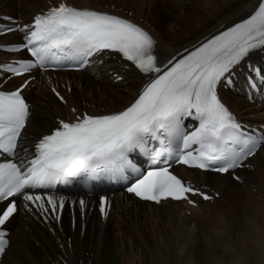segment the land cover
I'll return each mask as SVG.
<instances>
[{"label": "snow or ice", "instance_id": "1", "mask_svg": "<svg viewBox=\"0 0 264 264\" xmlns=\"http://www.w3.org/2000/svg\"><path fill=\"white\" fill-rule=\"evenodd\" d=\"M12 31L23 33L22 42L0 48L9 53L23 49L31 58L0 62L4 75L23 77L65 64L81 69L90 63L103 64L102 57L108 56L118 58L125 71L139 73L143 83L122 108L98 113L71 107V117L58 118L30 146L22 144L32 115L23 94L27 81L14 90L0 85V203L4 204L0 257L10 247L6 226L20 211L18 198L22 197L24 210L35 211L45 220L50 215L60 220L65 198L45 197L35 194V189L81 176H108L126 181L127 192L145 201L159 204L170 198L194 204L190 195L213 197L171 171L173 164L234 173L251 168L246 161L264 147V131L246 132L219 93L221 86L234 84L238 70L245 66L249 88L258 86L257 78L264 82V69L249 60L253 52H264V0H257L246 18L167 62L159 58L160 41L141 24L65 0L36 14L30 24L7 29ZM116 78L124 79L119 73ZM52 91L68 103L56 88ZM186 117L198 121L194 130L185 129ZM135 153L147 158L145 166L133 158ZM79 203L83 209L85 202ZM107 207V199L101 197L100 212L105 216Z\"/></svg>", "mask_w": 264, "mask_h": 264}, {"label": "bare ground", "instance_id": "2", "mask_svg": "<svg viewBox=\"0 0 264 264\" xmlns=\"http://www.w3.org/2000/svg\"><path fill=\"white\" fill-rule=\"evenodd\" d=\"M49 1L59 0H0V16L19 15L25 22H30L36 13L48 8ZM71 1L81 6L105 9H112L116 5L133 11L138 20L145 17L146 26L160 41L157 52L162 62L246 18L257 5V0H169L170 3L161 8L157 2L166 0ZM162 9H170V14L181 13L184 22L176 29H157L147 18L154 13H162ZM19 41L20 34L17 32L0 37V43ZM7 56L0 52V61ZM254 56L255 62L264 65V53L256 52ZM115 73L123 75L124 80L116 82ZM65 74H71L74 83L95 82L88 84L90 89L101 84L102 92L90 90L83 100L66 92L68 103L64 105L55 96H45L41 90L44 82L40 86H33L32 82L25 90L33 102L26 146H30L39 134L49 132L56 125L58 117L71 114L72 106L81 110L96 104L100 112L119 109L134 97L143 83L139 73L135 70L125 71L122 63L114 58L82 72H64L61 77ZM24 78L11 79L9 90L15 89ZM222 93L242 121L264 123V105L250 106L241 95L227 90H222ZM250 162L254 165L253 169L239 170L243 184L247 183L244 187H240V183L229 174L180 167L186 179L199 185H210L220 192V197L214 201H200L199 210L191 212L192 215L187 214L184 202L167 201L155 205L139 201L132 195L117 194L107 220H103L96 209L89 210L84 221L78 218L77 226L73 228L67 213L62 226L54 228L53 233L52 227L19 211L9 222L11 241L3 264H264L262 207L257 203L259 201L255 196L258 195L253 194L255 190L252 188V183L257 181L255 179L264 176V150L258 152ZM226 199L227 206L222 204L226 203ZM204 210L207 217L198 226L196 220ZM235 214L240 216L239 219L230 221V216ZM146 217L155 218L160 224L166 221L170 224L169 228L168 224L165 226L169 230H156L158 233L146 237L141 231L142 221ZM83 224L86 225L84 233ZM126 231L130 233L128 236L124 235Z\"/></svg>", "mask_w": 264, "mask_h": 264}, {"label": "rangeland", "instance_id": "3", "mask_svg": "<svg viewBox=\"0 0 264 264\" xmlns=\"http://www.w3.org/2000/svg\"><path fill=\"white\" fill-rule=\"evenodd\" d=\"M128 1L129 2H134L132 0H128ZM146 3H149V2H146ZM157 3H158V6L160 5L161 8H165V5L169 4L170 2H169V0H166V1H159ZM170 12H171L170 9H168L166 11H163V9H162V13H159V14L154 13L153 15H149V18H147V17L146 18H147V21L148 22H150V23L153 22L152 24H154L157 27V29H165V28L167 30H169V29H176L177 26L181 25L184 22V18H183V16H182L181 13H176V14L173 13V14H170ZM159 32H162V31L160 30ZM93 83H95V82L83 83V87H82L81 93H80V96H81V99L80 100H83V98H87V94L86 93H88V91H90V90L91 91H94V92H97V93H101L102 92V86H101V84H96L95 86H92L91 89H90L89 86H88V84H93ZM97 87L100 88V89H97ZM41 90L45 94V96H47V97L48 96H50V97H53L54 96L52 93H49L48 91H46L44 89V87ZM76 97L78 98L79 95H76ZM244 169L245 170H249V169H246V168H244ZM255 180H257V181H255L256 183H252V188L255 190V192L253 194L256 193L255 195H258V196H255V195H253V196H255L256 198H258L257 200L259 202H257V203L260 204L261 207H262V215H261L262 217H260V218H262L261 220L264 223V176L263 177L262 176L261 177L258 176L257 179H255ZM246 184H243V185L242 184H239V186L240 187H244V185H246ZM254 202H256V201H254ZM222 204H224L226 206L229 205L228 204V200L226 201V203L225 202H222ZM186 208H187V213H188V210H189L188 209V206H186ZM198 210H199L198 208L195 209V211H198ZM206 217H207V214H206V212L204 210V213L201 214L200 217H198V219L196 220L197 225L200 226V224H198V223L202 222ZM239 217L240 216L238 214H235L233 216H230V221L236 222L239 219ZM146 219H147V217L143 219V221H142L143 224L141 223L142 224V226H141V228H142V230H141L142 231V234L145 235L146 237L147 236L148 237H151L153 234L158 233V231L156 232V230H159V232L160 231L161 232H167L169 230V229L167 230V227L169 228L170 227V224L169 223H166V221H163L162 224H160L161 222L159 223V221L155 220V218L148 217V219H147L148 221L145 222ZM151 219L154 220V222ZM167 224H168V226H167ZM155 225H158V227L156 228ZM163 225H164V227H163ZM165 226H167V227H165ZM158 228H160V229H158ZM162 228H163V230H161ZM143 230H145V231H143ZM148 231L149 232L151 231L153 233H151V232L149 233ZM129 234L130 233L126 231L124 235L128 236ZM131 235H133V234L131 233ZM134 235H135V233H134Z\"/></svg>", "mask_w": 264, "mask_h": 264}]
</instances>
